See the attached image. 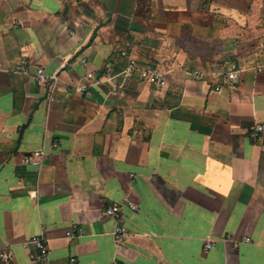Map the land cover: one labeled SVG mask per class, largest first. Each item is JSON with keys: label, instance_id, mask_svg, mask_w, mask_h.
Masks as SVG:
<instances>
[{"label": "crops", "instance_id": "crops-1", "mask_svg": "<svg viewBox=\"0 0 264 264\" xmlns=\"http://www.w3.org/2000/svg\"><path fill=\"white\" fill-rule=\"evenodd\" d=\"M0 65L8 264L40 236L51 264H264V0H0Z\"/></svg>", "mask_w": 264, "mask_h": 264}, {"label": "built area", "instance_id": "built-area-1", "mask_svg": "<svg viewBox=\"0 0 264 264\" xmlns=\"http://www.w3.org/2000/svg\"><path fill=\"white\" fill-rule=\"evenodd\" d=\"M121 56L126 57L128 55L127 51L123 50L121 51ZM2 66L0 65V70ZM28 65L26 61L23 59L21 60L15 70L13 71V74L15 75H22V76H27L28 75ZM138 71L139 73V79L140 81H144L148 84L152 85H157L159 87H162L164 85V77L165 75L156 67V66H148L147 68L144 69H139L135 66V63L133 61H129L124 74L125 76L129 79L131 78L134 73ZM196 77L198 79H201V75L198 71L195 73ZM33 80L38 86H43L45 84L50 83L51 81H55L56 79L53 77L48 78L45 76L43 70L40 68L36 71V73L33 75ZM225 80L230 84V85H236L238 84L239 81V72L238 71H230L225 75ZM93 76L91 74L87 75V84L83 85L80 90L83 92L86 96H89V89L92 87L94 84L93 82ZM215 91H219L220 87L217 85L214 87ZM264 132V126L263 125H255L249 132V138L250 140L256 144L258 143L262 133ZM262 151H264V147L261 148ZM27 164H34L32 158L28 159L26 161ZM129 209L136 211V208L133 205H128ZM121 207L112 205L109 207H106L102 211V215L107 218L111 219L115 223V228L112 232V237L114 238L115 241L119 242L123 240L126 236V230L123 226L122 223V211ZM81 236L82 231L78 230L76 233H73V231H69L66 233V237L72 238L73 236ZM223 242L225 241H230L231 243L233 241L230 240V237H226L222 239ZM245 243L250 244L249 239L244 240ZM33 247V253L30 256V261L31 264H51L50 258H49V248H48V242L44 236H40L37 238H34L29 241V243ZM215 241H208L205 243V249H211L212 247L215 246ZM233 245L236 247L237 243L233 242ZM11 261V254L8 252H4L0 254V262L4 264H8ZM68 264H76V260L74 258H71L69 260Z\"/></svg>", "mask_w": 264, "mask_h": 264}]
</instances>
